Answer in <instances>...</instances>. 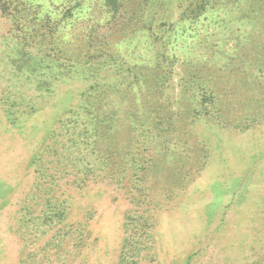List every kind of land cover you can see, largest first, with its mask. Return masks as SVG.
I'll return each instance as SVG.
<instances>
[{
  "label": "rangeland",
  "instance_id": "374dc122",
  "mask_svg": "<svg viewBox=\"0 0 264 264\" xmlns=\"http://www.w3.org/2000/svg\"><path fill=\"white\" fill-rule=\"evenodd\" d=\"M37 1L56 13L77 0ZM120 1L110 12L84 0L80 14L114 35L118 64L157 70L144 99L164 117L128 137L124 181L114 155L109 169L65 168L68 146L51 134L84 85L59 80L42 97L46 76L19 44L37 52L51 32L31 23L26 35L0 10V264H122L128 213L123 264H264V0ZM201 93L213 99L197 117Z\"/></svg>",
  "mask_w": 264,
  "mask_h": 264
},
{
  "label": "trees",
  "instance_id": "16d2710c",
  "mask_svg": "<svg viewBox=\"0 0 264 264\" xmlns=\"http://www.w3.org/2000/svg\"><path fill=\"white\" fill-rule=\"evenodd\" d=\"M24 3L25 6L22 7ZM121 4L120 0H105L104 5L110 12H114ZM84 5V0H77L75 5L67 1L64 9H58L54 13L45 12L44 4L37 0H0L1 13L12 17L17 27H21L26 35L30 33L32 36L31 30L34 29L31 28V23L36 24L37 29H46V32L52 33L48 40L37 43V52H28L24 44H19L21 58L25 59L29 69L32 68L36 76H46L44 79H36L38 89L43 93L42 97L53 93L55 82L59 80L77 81L84 85L79 96L71 99L72 105L66 110L64 118L58 120L57 128L51 134L57 143L58 138L63 136L64 144L68 146L65 148L68 149L65 154V168H92L93 160L96 162L99 159L106 164L105 168L109 169L114 155L116 167H119L124 181L130 164L127 161L130 154L127 147L128 137L131 134L139 137L141 128L146 131L160 130L159 126L164 120L160 114L153 119L149 117L144 99L148 90H156L161 76L157 70H154V76H151V71L147 72L148 75L145 73L148 69L131 67L127 62L118 64L112 52L114 35L105 26H101L99 18L91 24L88 23L80 14L84 11ZM74 12H78V17ZM76 22L75 26L73 23ZM74 27L76 31L81 30L79 36V33L74 32ZM43 48L45 51L51 49L54 55L43 54ZM57 51L61 52L67 63L59 58ZM42 97L40 98L43 99ZM199 97H196L199 107L195 109V115H209L208 105L212 103V96L201 93ZM150 125H153V128ZM58 131L62 132V136ZM138 158H142L140 153ZM132 167L137 182V173L142 168L136 159ZM142 218L147 237L153 241V218ZM135 219L130 213L126 215L122 264L127 247H131L133 243L132 236L135 232L133 228L130 230V223L135 222Z\"/></svg>",
  "mask_w": 264,
  "mask_h": 264
}]
</instances>
